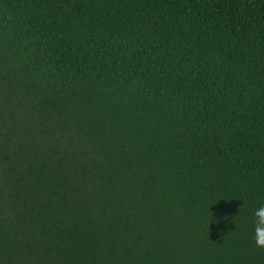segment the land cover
<instances>
[{
    "label": "trees",
    "instance_id": "trees-1",
    "mask_svg": "<svg viewBox=\"0 0 264 264\" xmlns=\"http://www.w3.org/2000/svg\"><path fill=\"white\" fill-rule=\"evenodd\" d=\"M264 0H0V264H264Z\"/></svg>",
    "mask_w": 264,
    "mask_h": 264
},
{
    "label": "clouds",
    "instance_id": "clouds-1",
    "mask_svg": "<svg viewBox=\"0 0 264 264\" xmlns=\"http://www.w3.org/2000/svg\"><path fill=\"white\" fill-rule=\"evenodd\" d=\"M254 216V242L258 248H264V206L257 208Z\"/></svg>",
    "mask_w": 264,
    "mask_h": 264
}]
</instances>
